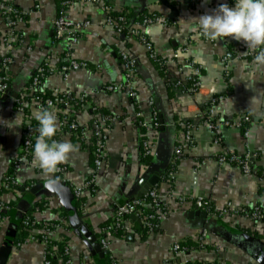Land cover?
Returning a JSON list of instances; mask_svg holds the SVG:
<instances>
[{"label":"crops","instance_id":"1","mask_svg":"<svg viewBox=\"0 0 264 264\" xmlns=\"http://www.w3.org/2000/svg\"><path fill=\"white\" fill-rule=\"evenodd\" d=\"M5 1L31 13L15 27L22 44L14 50L7 95L0 97V183L21 152L22 127L40 112L31 102L26 107L28 113L24 114L16 108V100L19 94L24 95L37 68L46 62L52 71L45 78L42 90L52 95L67 92L80 102L71 107L80 125L76 133L60 129V111L51 110L57 117L56 140L78 146L62 163L66 168L62 177L78 184L92 177L91 122L100 119V115L112 117L111 121L101 122L107 135L103 164L93 185L82 192L78 202L79 215L97 240L102 226L112 222L116 207L135 199L149 186L156 171L165 166L158 182L146 191L158 192L163 209L158 224L152 231H145L135 216H128L125 230L109 240V257L118 264H181L183 261L264 264L259 260L263 248L255 251L253 244L258 241L264 246V221L249 216L254 207L264 213V123H260L264 120V67L253 65V59L247 56L252 50L243 41L231 37L209 40L190 31L194 18L213 14L221 3L234 7L235 0H166L178 9L174 19H169V9L161 0H68L63 6L68 18L74 22L89 21V25L78 32L79 40L71 50L73 58L86 62L87 67L71 71L67 77L58 71L65 61L66 41L55 38L53 24L61 13L62 0ZM34 5H39V9L34 11ZM108 10L110 13L137 10L167 17L168 24L139 27L156 56L166 61L164 70L149 57L140 35L117 34L105 23ZM4 32L3 27L0 55L5 48ZM122 51L134 63L131 80L136 98L126 90H104L108 84L125 80ZM195 69L199 70L196 76ZM190 77H195L201 85L195 95ZM167 79L172 82L171 88ZM210 95L215 98L213 103L208 100ZM81 97H86V102L80 101ZM149 98L153 99L152 106L148 104ZM154 107L158 126L142 129L139 121L152 123ZM244 116L252 120L247 136L243 128L224 124ZM143 137L154 144L151 155L143 154ZM36 138L31 153L15 171V180L22 189H8L1 194L2 200L8 205L13 203V207L0 222V246L7 238V229L12 227L15 234L25 214L37 201H43L40 208L34 207L27 214L39 222H59L53 234L66 239L73 264H94L68 219L60 222L64 206L59 197L46 195L41 188L31 192L35 185L58 175L47 176L34 163ZM178 147L181 151L176 158L174 152ZM228 151L239 158L249 154L250 171L243 172L235 163H220L218 155ZM197 197L209 202L210 212L197 207L193 201ZM242 234L253 241L244 240ZM13 237H9L11 250L4 264L41 263V244L26 241L16 245ZM176 242L188 245V250L174 251Z\"/></svg>","mask_w":264,"mask_h":264},{"label":"built area","instance_id":"2","mask_svg":"<svg viewBox=\"0 0 264 264\" xmlns=\"http://www.w3.org/2000/svg\"><path fill=\"white\" fill-rule=\"evenodd\" d=\"M96 1V0H93ZM192 2H196L197 0H190ZM62 10L61 13L54 19V32L56 39H64L66 41V49L64 52L65 61L59 66L58 71L67 77L71 71L78 70L82 67H87V63L84 61L75 60L72 56L71 50L73 46L78 42L79 36L78 32L86 26L89 25V21L82 22H74L70 18H68L66 9L63 7L69 3L68 0H62ZM34 11L39 9V5H34ZM64 8V9H63ZM31 13V11L26 12L20 10L13 3L0 0V29L5 28V35L2 38L4 44V51L0 55V97L3 96L9 89V71L11 68L14 50L18 48L20 44H22V39L16 34L15 27L17 24L24 22L26 16ZM105 23L114 29L117 34H131V35H140L142 41L146 45L148 49L149 57L156 63V65L164 70L166 66V61L159 59L156 54L153 52L152 46L148 40L143 38L140 28L145 25L154 24V23H163L168 24L169 20L167 17H163L162 15H156L154 13H148L142 16L140 19L136 21H132V24L128 21L127 17L124 15H113L108 10V15L106 17ZM202 35V34H201ZM258 50L248 52L247 56L251 59L259 52ZM121 58L123 61V68L125 72V80L123 83L117 84H108L104 87L106 91H117V90H126L129 95L133 98L137 97V91L132 83L131 77L134 71V63L133 60L128 56V54L124 51L121 52ZM224 60L227 62V57H224ZM48 70L50 73L52 69L49 67V63H44L37 68V73L35 77H33L30 87V91H42V85L44 81L43 73ZM198 69H195V75L198 73ZM46 78V77H45ZM44 78V79H45ZM43 79V80H44ZM191 81V89L193 90V95L199 92L201 88L200 83L195 77H190ZM212 89V88H211ZM73 96L70 93H61L54 95L53 98H42L41 96L36 95L32 97L29 101L26 99L20 98L17 99V109L21 112L24 111V108L28 106L31 102L39 109H57L60 111V121L59 127L60 129H67L69 131L78 132L80 125L78 124V120L76 116L71 112L72 104L71 100ZM78 99V97H75ZM208 100H211V103L214 102L215 98L210 95ZM80 101L86 102V97H81ZM149 106H152L153 99H148ZM140 116V114H138ZM112 117L108 115H100V119H93L91 122V133H92V153H93V164H94V174L88 180L78 183H73V180L68 177H62V175L66 172L65 166L61 163L57 166V169L54 173L60 175L61 181L70 187L72 190L74 197L77 202H81L82 192L93 185L94 178L96 172L101 168L104 160V150L105 144L107 140L106 133L101 128V122L111 121ZM140 126L142 129H148L152 127L158 126V117L156 110L152 112V123L148 124L147 122L140 120ZM252 123V120L248 116L242 117L239 121H225V125H232L237 128L244 129V135L247 136V127ZM260 123H264V120H261ZM39 127L38 123H34L28 121L22 127V137L23 141L21 144V152L14 159L12 166L16 171L20 165L25 161L28 155L31 153L34 138L38 136V132L36 129ZM186 137L189 139L188 131L186 132ZM56 140V139H54ZM218 138H216L215 142H217ZM142 149L144 155H151L154 150V144L150 142L146 137L142 138ZM180 148L175 149V157L177 158L180 154ZM218 161L220 163L231 162L238 164L241 167L243 172L250 171V163H249V154H245L243 158H239L234 152L228 151L225 153H221L218 155ZM15 179H11V177H4L0 183V187L3 190L14 189L13 187L16 184ZM2 194V193H1ZM0 194V222L4 221L6 218V212L11 209V207L6 204L1 197ZM159 195L156 189H151L148 192L144 193L142 196L137 197L131 201H127L116 207L112 222L102 226L100 235L98 237V242L101 248L104 250L105 254L108 252L109 248V240L110 238L118 231L122 232L125 230V221L128 216H135L140 223L141 227L145 229V231H152L156 225L158 224L160 217L162 216L163 209L161 204L159 203ZM182 200H186V197H182ZM194 203L199 208H203L206 211L210 212L209 202L202 197H197L194 200ZM152 206V210L149 213H145V207ZM84 209V205L80 206ZM222 213V212H220ZM250 218L257 221H264V213L259 210V207H254L249 212ZM66 220V218L61 217L60 222ZM22 225L30 229V233L26 238V241H35L42 245L43 247V257L40 264H73L70 257L69 247L66 245L64 247V254L66 256L65 259L59 257L54 252L56 250V245H51L52 242H57L58 240H63L56 237L53 233L54 230L60 226L59 222H39L36 221L32 216L25 215L22 219ZM40 227H39V226ZM205 235V232L201 237ZM24 242L17 243L16 245H21ZM50 246L52 252L50 251ZM54 250V251H53ZM173 250L176 252H185L186 247L182 246L181 243L176 242L173 245ZM51 257H54L56 260L53 262ZM111 258V257H110ZM111 264H118V261L111 258ZM181 264H219L217 262H189L183 261Z\"/></svg>","mask_w":264,"mask_h":264},{"label":"clouds","instance_id":"3","mask_svg":"<svg viewBox=\"0 0 264 264\" xmlns=\"http://www.w3.org/2000/svg\"><path fill=\"white\" fill-rule=\"evenodd\" d=\"M190 31L197 36L203 35L209 40L231 37L243 41L247 48L259 52L253 58L256 68L264 67V0H235V6L221 3L213 14H204L194 18ZM39 127L33 147V161L42 173L51 176L57 166L69 158V154L78 150L70 141H57L53 137L58 130L57 117L49 109L36 114Z\"/></svg>","mask_w":264,"mask_h":264},{"label":"water","instance_id":"4","mask_svg":"<svg viewBox=\"0 0 264 264\" xmlns=\"http://www.w3.org/2000/svg\"><path fill=\"white\" fill-rule=\"evenodd\" d=\"M161 1L169 9V14H168L169 19H174L178 14V9L176 8V6L174 4H170L166 0H161ZM4 95L6 96L7 92ZM159 122L161 124L160 129H163V126H162L163 120L161 119L160 115H159ZM164 167L165 166L161 167L160 169L156 171L155 177L149 180V186H146L144 190L139 192L134 198L142 196L149 189V187L155 185L158 182L161 174L164 172ZM40 188L42 189V192L46 195L56 194L59 197L61 204L66 209L67 219H68L70 227L81 238V240L86 245L94 264H106V260L104 258L105 252L101 248L96 236L92 233V231L88 228V226L82 220V217L79 215L78 209H77V201L70 187L66 185L64 182H62L61 180H59L58 175H54L52 178L46 179L43 182L35 185L31 189V192L34 193L36 189H40ZM197 211L203 213L200 210H197ZM131 217H134V216L131 215ZM13 235H14V231L12 227H9L7 229V238L3 242V244L0 246V264L5 263L10 253L11 240L9 239V237ZM242 236L245 237L244 240H248V239L249 241L252 240V238H250L249 236L245 234H242ZM254 243H255V246H254L255 251H258L260 248H263V251H261L260 258H259V260L263 263L264 262V246L258 241L256 242L253 241V244Z\"/></svg>","mask_w":264,"mask_h":264},{"label":"trees","instance_id":"5","mask_svg":"<svg viewBox=\"0 0 264 264\" xmlns=\"http://www.w3.org/2000/svg\"><path fill=\"white\" fill-rule=\"evenodd\" d=\"M193 4V3H192ZM16 6V5H15ZM17 7V6H16ZM112 14L113 15H124V16H126L127 17V19H128V21L130 22V21H136V20H138V19H140L142 16H144V15H146V14H148V13H145V12H143V11H132V12H130V13H115V12H112ZM154 14H156V15H161L160 13H154ZM62 63V62H61ZM0 74H1V72H0ZM36 75H38V73H37V71H35L34 72V74L32 75V77L30 78V81H29V86L31 85V82H32V79H33V77H35ZM43 77L45 78V77H47L48 75H49V72H48V70H46V71H44V73H43ZM44 78H42V81H44L45 79ZM44 79V80H43ZM166 83H167V85L171 88V86H172V82H171V80L170 79H167L166 80ZM36 95H38V96H41L43 99L44 98H48V97H50V98H53L54 97V95H52V94H50V93H48V91L46 90V89H44V90H39V91H31L30 92V87H28L26 90H25V93H24V95H18V98L17 99H20V98H23V99H26L27 101H29L32 97H35ZM79 101H78V99L77 98H73L72 97V100H71V103H73V104H75V105H77L78 106V104L80 103H78ZM72 104V105H73ZM208 105H210L209 103L207 104V106ZM15 106L17 107V102L15 103ZM27 107V106H26ZM24 108V114L25 113H28V110H27V108ZM154 110H155V107H154ZM32 122H34V123H38V121L36 120V119H34ZM142 132H144V131H142ZM56 137V135L53 137V139H56L55 138ZM22 141H23V137H22V139H21V143H22ZM33 143H34V141H33ZM11 177V179H15V170H14V167L12 166V164L10 165V167L8 168V170L6 171V175L4 176V177ZM15 186L13 187L14 189H16L17 191H19V190H21L22 189V186H20L18 183H16V184H14ZM2 192H4V190L0 187V194L2 193ZM10 205V207H13V203H9ZM43 205V201H40V202H36L35 203V205H34V207L35 208H40L41 206ZM34 207H32L31 209H30V211H32L33 209H34ZM62 212H61V217H63V218H66L67 219V212H66V209L65 208H63L62 207ZM77 209H78V213H80L79 212V205H78V202H77ZM144 212L145 213H149L151 210H152V206H148V207H145L144 208ZM11 209L10 210H8L7 212H6V214L7 215H9L11 212ZM30 211H28L27 213H29ZM25 214V215H28V214ZM39 226V225H38ZM40 227V226H39ZM16 229H17V231H16V233L14 234V237H13V239H12V241H13V243H15V244H17V243H20V242H24L25 240H26V238L28 237V235H29V233H30V229H28L27 227H24L22 224L21 225H19L18 226V228L16 227ZM143 229V228H142ZM143 230H145V229H143ZM116 233H120V231H118V232H116ZM52 246L53 245H56V250L54 251L55 253H56V255L57 256H59V257H62V259H65L66 258V256H65V254H64V247L67 245V241H66V239L65 240H58L57 242H52V244H51ZM181 245L182 246H185L186 247V250H188V248H187V246L188 245H184V244H182L181 243ZM52 246H50V249H51V247ZM51 252H52V249L50 250ZM104 258H105V260H106V264H111V258L109 257V254H105L104 255ZM51 259L53 260V262H55V258L54 257H51Z\"/></svg>","mask_w":264,"mask_h":264}]
</instances>
